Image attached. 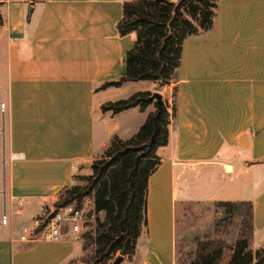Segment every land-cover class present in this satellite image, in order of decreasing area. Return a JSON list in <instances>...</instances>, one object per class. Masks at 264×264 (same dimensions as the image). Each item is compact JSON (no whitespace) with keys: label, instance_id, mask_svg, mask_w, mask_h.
I'll list each match as a JSON object with an SVG mask.
<instances>
[{"label":"crops","instance_id":"1","mask_svg":"<svg viewBox=\"0 0 264 264\" xmlns=\"http://www.w3.org/2000/svg\"><path fill=\"white\" fill-rule=\"evenodd\" d=\"M125 1L0 0V102L8 104L6 115L0 112V195L8 215L7 224L0 220V264H82L87 250L94 253L82 230L28 239L23 231L54 207L79 168H91L114 137L126 139L125 130L135 128L117 131L113 123L128 114L141 126L157 109L153 101L145 110L103 111L110 94L129 83L132 93L160 92L169 104L174 96L176 111L148 181L147 225L136 253L120 264H176L182 195L251 200V246H264V187L257 188L264 177V0H220L214 28L185 40L175 82L102 87L125 70L136 39L117 29ZM196 179L218 187L190 197ZM18 197L26 199L21 212Z\"/></svg>","mask_w":264,"mask_h":264},{"label":"trees","instance_id":"2","mask_svg":"<svg viewBox=\"0 0 264 264\" xmlns=\"http://www.w3.org/2000/svg\"><path fill=\"white\" fill-rule=\"evenodd\" d=\"M220 0H128L117 23L120 35L134 33V45L125 56L126 68L117 80L102 87L120 86L125 82L155 81L170 84L178 79L183 47L190 35L214 28ZM150 91H138L128 98L109 101L103 111L116 114L132 107L145 110L152 102ZM157 107V105H156ZM169 103L158 118L157 109L148 115L130 138L114 137L102 156L91 164L85 184L74 183L63 188L54 202V210L36 229L41 231L47 219L61 207L74 205L82 209L85 199L93 200L94 226L82 234L92 240L94 254L85 264H110L119 255L131 258L137 250L138 238L147 225L148 181L162 163L157 150L168 143V127L172 113ZM76 176H74V180ZM222 208L215 221L212 237L198 241L190 264H264V246L252 249L254 206L251 200L214 201Z\"/></svg>","mask_w":264,"mask_h":264},{"label":"rangeland","instance_id":"3","mask_svg":"<svg viewBox=\"0 0 264 264\" xmlns=\"http://www.w3.org/2000/svg\"><path fill=\"white\" fill-rule=\"evenodd\" d=\"M135 83H129L123 89H116L113 91V93L110 94V97L113 101H117L123 98L130 97L133 93V89L135 88ZM173 99L170 101V107H173L174 99L175 97H172ZM121 121L117 123H113V129H116L117 131H124L123 129H132L133 130H125L129 131L125 136V138L132 137L140 128V124L138 126H135L136 118H129V115H123L121 117ZM100 133L101 130H100ZM99 134V133H98ZM1 139V134H0ZM0 171H2V164H0ZM91 173V168L85 167V168H79L76 171V179L75 183L78 184H85L86 182V176H88ZM208 181V180H207ZM202 180L196 179V182L193 184H190L188 189L186 190L187 195L192 197L195 195L196 192L199 191V188L205 187L204 191L199 192H206L210 193L211 191L215 190L218 187V184L216 183V180L205 182L204 184H200ZM237 186V184H235ZM264 187V177L261 176V180L259 183V186L257 188ZM234 191V190H233ZM239 193V190L234 192L236 195ZM230 196H233V193L230 194ZM3 196L0 195V217L1 221L3 218ZM84 214L83 219L81 222V228H82V234L86 232H90L93 229L94 226V214H93V200L91 198H86L83 208ZM54 210L53 208H48V210L43 215V221L46 220V218L52 213ZM3 213V214H2ZM222 216V208H217L214 204V202L205 201V199L202 200H190L185 197V195H182L181 198L176 203V218H177V228H176V252H177V259L176 264H190L189 260L191 259L192 255L195 252L197 243L199 240L204 238L212 237L213 233V227L215 224V221L218 220ZM43 221L41 222V225L43 224ZM40 234L46 233L44 227L39 232ZM94 253H92L90 250L86 251L84 260L82 261V264H85L87 261H89ZM113 261L110 263L112 264ZM68 264H71L69 262ZM79 264V263H75Z\"/></svg>","mask_w":264,"mask_h":264},{"label":"built area","instance_id":"4","mask_svg":"<svg viewBox=\"0 0 264 264\" xmlns=\"http://www.w3.org/2000/svg\"><path fill=\"white\" fill-rule=\"evenodd\" d=\"M8 111L7 102H0V112L3 116L6 115ZM5 139L4 136L0 139V163L5 162ZM0 183H1V172H0ZM16 204L19 206V211H22V208L26 202V199L23 197H18L15 199ZM84 210L77 209L74 205H68L66 207H61L55 214L50 216L47 219L46 226L44 227L48 236L52 238H60L64 235V230L66 228H71L74 232H80L81 222L83 219ZM43 221V215L34 218L33 220V228H24V236L23 239H28L30 236H35L37 233L36 229L41 226V222ZM8 215L6 213L3 214L2 223L7 224ZM45 220L43 221V223Z\"/></svg>","mask_w":264,"mask_h":264},{"label":"water","instance_id":"5","mask_svg":"<svg viewBox=\"0 0 264 264\" xmlns=\"http://www.w3.org/2000/svg\"><path fill=\"white\" fill-rule=\"evenodd\" d=\"M147 100L150 102L155 101L156 105H157V112H156L155 117H154L155 130H154V133L152 134L150 142H149V145H151L154 142V139H155V136L157 133L158 118H159V116H160V114L164 108V100H163V96L160 92H153L152 95ZM122 260H123V255H119L114 259L112 264H120L122 262Z\"/></svg>","mask_w":264,"mask_h":264}]
</instances>
